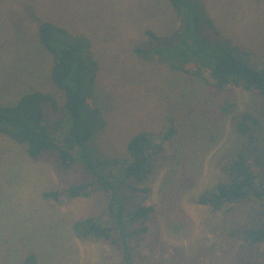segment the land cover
<instances>
[{"label":"rangeland","instance_id":"obj_1","mask_svg":"<svg viewBox=\"0 0 264 264\" xmlns=\"http://www.w3.org/2000/svg\"><path fill=\"white\" fill-rule=\"evenodd\" d=\"M185 2L192 11L182 28L170 0H0V106L17 105L34 92L65 102L52 80L53 56L39 39L45 22L63 31L52 33L58 48L79 49L84 93L91 80L89 58L97 62L92 92L100 110V115L88 113L84 105L94 135L74 147L76 163L69 173L34 161L24 145L0 134V264H24L31 253L39 264H126L108 242L79 239L73 230L76 221L89 217L115 225L109 193L99 190L62 203L44 194L93 180L85 160L104 156L127 166L128 145L143 133L153 136L159 151L143 186L148 191L133 195L128 182L120 191L130 198L129 211L142 204L154 208L147 232L129 239L135 264H264V243L243 238L245 230L264 227L260 201L222 210L197 203L203 192L228 181L227 158L251 151L248 139L234 128L235 116L248 112L258 120L256 143L264 156V97L241 88L219 89L207 82V74L176 72L158 60L141 59L134 50L148 41V31L159 37L178 32L172 45L192 33L188 41L195 47L201 46L199 39L210 49L226 44L262 71L264 0ZM41 129L63 142V128L45 121ZM116 167L109 174L112 183L122 179ZM125 224L141 228L128 219Z\"/></svg>","mask_w":264,"mask_h":264},{"label":"trees","instance_id":"obj_2","mask_svg":"<svg viewBox=\"0 0 264 264\" xmlns=\"http://www.w3.org/2000/svg\"><path fill=\"white\" fill-rule=\"evenodd\" d=\"M170 2L181 18L180 27H185L187 11L192 9L186 7L185 0H170ZM207 19L213 27L211 19ZM56 31L63 32L50 23L43 22L39 25L40 42L54 59L52 80L55 86L64 92L65 102L58 103L53 96L34 92L23 96L17 105L0 106V134L24 145L28 156L34 161L45 162L59 172L69 173L76 163L72 154L74 147L87 144L94 135L83 113L84 105L87 104L88 113L100 115L92 92V83L98 66L96 61L89 58L91 80L84 93L83 57L77 47L58 48L52 38V33ZM177 35L178 32L171 37H159L148 31V41L136 46L135 53L145 61L163 62L176 72L201 77L207 74V82L219 89L241 88L254 91L264 97V69L258 71L243 59H239L234 50L226 47V44L210 49L208 42L199 39L201 46L195 47L191 39L188 41L192 33L185 36L181 43L172 45ZM45 121L51 122L56 129L65 130L63 142H57L55 134L50 136L41 129ZM233 125L238 134L248 139L251 151L236 153L224 161L223 170L228 176V181L220 182L213 189L203 192L197 201L201 206L222 210L230 204L248 200L260 201L264 205V156L256 143L259 122L254 115L246 112L235 116ZM152 137L143 133L130 141L128 153L131 161H125L127 166L123 167L124 162L120 160L104 156L94 161L85 160L84 168L94 176L93 180L73 182L64 190L44 194L46 199L62 203L68 199L89 197L99 190L109 193V211L115 220V225L106 226L100 224L97 219L89 217L76 221L73 230L79 239L108 242L120 250L126 264H135L129 239L147 232V223L154 208L142 204L129 211L130 198L123 196L120 191L128 182L129 190L133 195L147 193V187L143 186L149 180L154 160L159 152L156 151ZM162 148L160 147V150ZM114 167L117 172L122 171V179L112 183L109 174ZM260 218L264 219V212L261 213ZM127 219L133 224L141 225V228L136 230L132 227L127 228L125 224ZM243 238L249 244L264 243V227L245 230ZM24 264L39 263L35 254L31 253L26 256Z\"/></svg>","mask_w":264,"mask_h":264}]
</instances>
